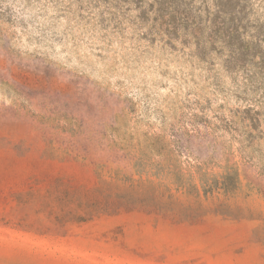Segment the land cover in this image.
Here are the masks:
<instances>
[{
	"label": "rangeland",
	"instance_id": "obj_1",
	"mask_svg": "<svg viewBox=\"0 0 264 264\" xmlns=\"http://www.w3.org/2000/svg\"><path fill=\"white\" fill-rule=\"evenodd\" d=\"M0 264H264V0H0Z\"/></svg>",
	"mask_w": 264,
	"mask_h": 264
}]
</instances>
